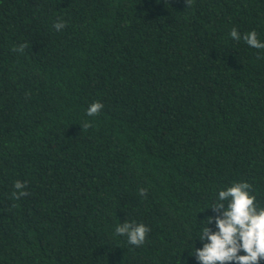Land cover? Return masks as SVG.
I'll return each mask as SVG.
<instances>
[{"label":"trees","instance_id":"obj_1","mask_svg":"<svg viewBox=\"0 0 264 264\" xmlns=\"http://www.w3.org/2000/svg\"><path fill=\"white\" fill-rule=\"evenodd\" d=\"M233 28L264 42V0H0V264H197L218 190L264 207V48Z\"/></svg>","mask_w":264,"mask_h":264},{"label":"clouds","instance_id":"obj_2","mask_svg":"<svg viewBox=\"0 0 264 264\" xmlns=\"http://www.w3.org/2000/svg\"><path fill=\"white\" fill-rule=\"evenodd\" d=\"M63 26V22L54 25L57 30ZM229 35L235 40L243 39L251 48H264V42L257 39L255 31L241 35L233 28ZM102 107L99 102L91 103L87 115H95ZM23 187L21 181L14 183L20 196L25 195L20 191ZM140 194H144L143 189ZM214 210H219L214 218L216 231L208 227L213 222V218H209L197 234L202 246H193L194 251L189 253L197 264H259L264 260V207L257 206L251 186L241 181L218 190ZM147 231L143 223L128 220L114 228L115 234L126 237L130 245L142 244Z\"/></svg>","mask_w":264,"mask_h":264}]
</instances>
